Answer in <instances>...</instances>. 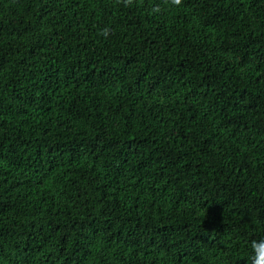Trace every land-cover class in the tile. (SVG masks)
<instances>
[{"label":"trees","instance_id":"obj_1","mask_svg":"<svg viewBox=\"0 0 264 264\" xmlns=\"http://www.w3.org/2000/svg\"><path fill=\"white\" fill-rule=\"evenodd\" d=\"M260 236L264 0H0V264H249Z\"/></svg>","mask_w":264,"mask_h":264},{"label":"clouds","instance_id":"obj_2","mask_svg":"<svg viewBox=\"0 0 264 264\" xmlns=\"http://www.w3.org/2000/svg\"><path fill=\"white\" fill-rule=\"evenodd\" d=\"M128 2L130 3L131 0ZM170 3L177 6L181 4V0H170ZM103 34L108 35V30L106 29ZM249 249V264H264V236L251 240Z\"/></svg>","mask_w":264,"mask_h":264}]
</instances>
